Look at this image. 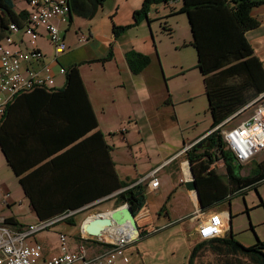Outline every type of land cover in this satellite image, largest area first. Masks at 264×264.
Returning a JSON list of instances; mask_svg holds the SVG:
<instances>
[{
    "label": "crops",
    "instance_id": "1",
    "mask_svg": "<svg viewBox=\"0 0 264 264\" xmlns=\"http://www.w3.org/2000/svg\"><path fill=\"white\" fill-rule=\"evenodd\" d=\"M143 1L106 0L91 19L78 15L67 20L54 17L52 21L67 43V49L57 58L51 52L45 27L37 29V45L45 55L54 85L17 96L0 123V136L8 154L0 143V215L11 228L22 230L40 220L71 213L72 221H58L26 240L29 245H42L44 253L39 264L62 253L61 234L66 235L67 250L75 251L83 244L89 257L109 247L104 238L83 235L81 225L91 214L100 212L101 206L116 201L119 192L139 183L146 194L144 206L135 213L142 234L131 239L117 264H189L195 247L213 239L202 240L198 234L201 223L213 212L221 213L225 222L219 238L233 233L246 246L264 241V217L253 211L259 205L264 207V196L256 189L259 203L249 202L247 196L248 205L244 202L245 206L237 209L242 192L257 184L231 192L233 184L222 156L210 167L223 179L210 192V203L202 204L199 188L197 192L188 190L185 180L181 181L190 175L189 165L192 169L186 148L212 131V117L209 105V112L201 117L206 101H200L202 107L197 104L199 94L188 87L193 72L203 78L197 61L193 62L192 51L190 61H184L181 55L185 46H193L189 24L186 36H173L174 29L169 26L172 43L162 47L157 42V20L183 14V1L157 5L156 11L151 9L147 18L135 24V11ZM24 4L23 9L28 11L26 0ZM22 6L15 8L20 11ZM252 14L260 24L246 31V37L264 66V3ZM116 25L133 26L116 36ZM14 38L20 41L22 33ZM19 44L27 48L26 41ZM131 50L150 56V63L138 73L131 70L128 62ZM51 54L48 62L46 56ZM172 54L179 66L167 73L165 59ZM74 64H78L84 90L63 88L66 76L61 68L66 70ZM182 79L185 90L178 86ZM120 103L128 108L121 118L123 121L128 117L121 124L127 128L112 135L113 125L107 123L114 113L112 107ZM242 166L236 170L239 176L257 174L255 169L241 173ZM154 171L160 181L155 188L145 179ZM119 181L127 186L116 188ZM123 204L116 202L114 208ZM241 214L250 217L249 223L240 222ZM8 218L12 221L8 222ZM127 232L125 228L107 237ZM209 246L210 242L206 243L197 258Z\"/></svg>",
    "mask_w": 264,
    "mask_h": 264
},
{
    "label": "trees",
    "instance_id": "2",
    "mask_svg": "<svg viewBox=\"0 0 264 264\" xmlns=\"http://www.w3.org/2000/svg\"><path fill=\"white\" fill-rule=\"evenodd\" d=\"M105 1L67 0L70 8L69 17L78 15L91 19ZM169 1L144 0L141 8L135 11V24L140 18L148 17L152 6L160 3L167 4ZM182 1L180 12L186 13L192 32L191 44L197 51V67L203 75L213 129L264 92V66L255 55L246 37V31L260 24L252 11L262 5L264 0ZM27 19L28 11L26 9L17 11L14 0H0V38L8 33V26L11 22L21 27L26 24ZM132 26L116 25L113 31L116 36H119ZM127 58L131 70L135 73L140 72L150 63L149 55L135 50L129 51ZM65 76L66 82L63 88L85 89L78 64L68 67ZM36 89H45V87L34 90ZM93 126H96L95 120ZM0 143L4 153L8 156L1 136ZM186 152L192 163L201 202L204 205L212 201L213 195L210 192L216 189L217 183L223 182L215 168H210L218 156H222L226 161L230 183L233 184L231 192L250 184L256 185L264 180V159L257 166L261 169L260 173L253 177L238 175L236 170L242 165L235 164L220 129L211 131ZM124 186L127 184L119 181L116 188ZM115 200L119 203L128 202L133 211L137 213L146 201L145 188L139 183L119 192ZM67 219L72 221L69 217ZM7 221L10 222L12 219L8 218ZM209 242L211 251L221 257L218 264H264V241L259 240L255 245L246 246L238 241L233 233L223 238L216 237L208 242H200L193 250L189 264H195L197 252Z\"/></svg>",
    "mask_w": 264,
    "mask_h": 264
},
{
    "label": "built area",
    "instance_id": "3",
    "mask_svg": "<svg viewBox=\"0 0 264 264\" xmlns=\"http://www.w3.org/2000/svg\"><path fill=\"white\" fill-rule=\"evenodd\" d=\"M174 1L170 0L168 3L172 4ZM27 3L26 24L20 27L11 22L8 33L0 39V121L6 115L9 104L17 96L35 88H51L54 85L53 76L44 60L45 55L37 45L38 27H45L49 42L55 48V58L67 49V43L59 27L52 21L54 17L62 20L69 18L70 8L67 0H29ZM17 33H22L20 41L14 38ZM82 40H85L84 36ZM23 41H26V49L20 47L19 43ZM61 72L65 73L66 70L61 68ZM259 101L252 115L239 124L230 128L225 127L233 118L231 116L213 128V130H221L227 149L231 151L234 161L240 165L251 161L264 151V93L259 97ZM156 174L157 171H154L145 178L154 188L160 183ZM184 180L181 179L182 182ZM7 196L9 193L6 194V199ZM70 215L71 213H63L50 219L40 220L22 230L11 228L5 217L0 215V264H39L44 253L42 245L38 243L29 245L26 240L52 227L58 221L67 219ZM224 227L222 214L213 212L201 223L198 234L202 240L215 238L222 234ZM106 237L107 235L101 238H104L110 246L99 254L89 257L83 244L75 251L67 250L66 235L61 234L62 253L44 259L43 264H72L76 261H82L83 264H117V259L122 256L132 238L125 233Z\"/></svg>",
    "mask_w": 264,
    "mask_h": 264
},
{
    "label": "rangeland",
    "instance_id": "4",
    "mask_svg": "<svg viewBox=\"0 0 264 264\" xmlns=\"http://www.w3.org/2000/svg\"><path fill=\"white\" fill-rule=\"evenodd\" d=\"M23 1L24 0H16L15 1V6L17 8L21 7L23 5ZM178 1L180 3L182 2V0H178ZM157 5L162 6L163 4L162 3L156 4V5L152 6L151 9L153 11H156L155 8H156ZM25 7H26V4H24V6H22V8H19V10L23 9ZM156 23H157L156 24L157 25V28H156V30H157V42L160 43V45L162 47L170 45L172 43V38H170L171 34L169 33V29H168V28H170L169 26L173 27L174 30L172 31V33H173V36H176V37H184V36H186L187 33H188L187 31L189 29V27L187 25L189 23H188V18H187L186 13L175 15V16H172V17H169V18L163 17L161 20H157ZM126 31H124L123 33H126ZM132 33L133 34L136 33V30L134 29ZM151 39L153 40V37H151ZM50 45H51V52L55 54L54 46L51 43H50ZM46 46H48L47 48L50 50L49 44L46 45ZM190 50L192 51V54H193V62L197 61V51H196L194 46H185L182 49L181 55L183 57V60L184 61H187V60L190 61V56H191ZM179 54H180V51L177 52V55H179ZM172 55H173V57H166L167 59H165V64H166L165 66H166L167 73L173 72L175 70V68L177 69V67L179 66L175 62V54H172ZM52 57H53V54H51L49 56H46L48 62L52 59ZM55 65L60 67V64L57 61H55ZM190 75H191V79H190L188 87L191 89V91L193 93L199 94V97H200L196 101V103L197 104H201V107H202L204 105H202V102L200 103V101H206L205 107H203L201 109V117H203V115H207V113L209 112L208 111V99H207L206 94L204 93L205 86H204L203 78L200 77L201 74L199 75V74H196L195 72H193ZM125 81H126V86L125 87L127 89H129L130 88V84H129L127 79H125ZM178 86L181 87V89H184V90L187 88L185 86V84H184V80L183 79L179 81ZM263 93H261V94H263ZM261 94L258 95L256 98H254L252 101H250L247 105H245L243 108H241L235 114H233L232 115L233 118L231 119V121H229L225 125V127H227V128L233 127V126L239 124L241 121L247 119L249 116H251L252 113L255 110V106L260 102L259 101V97L261 96ZM257 101H259V102H257ZM127 104H129V103L127 102ZM186 105H189V104H186ZM136 109H137V111L139 113L140 112L139 108L136 107ZM112 110H113L114 113L112 114L110 123H107V125L108 126L109 125L110 126L113 125V127H111V128H113L112 135H115L114 134L115 132L127 128L126 125H124V124L121 125V124L124 121H128V117H125L123 119V121H121L122 120L121 118L126 115V114L124 115V112L127 113L128 108L126 106H124V105H121V103H120L119 107H112ZM116 128H118V129H116ZM118 156L121 157L122 154L118 152ZM263 159H264V151L262 153L258 154L257 157H255L249 163L243 165L241 173L246 174L250 169H255L257 173H260L261 169L257 168L258 163H256V162H259V161H261ZM256 188H257L259 194L263 197L264 196V180H262L260 183H257V187ZM256 188L255 187H251V188H248V189H246L245 191L242 192V195H241L242 196V200L238 199L237 209L241 210V208H243L245 206V203L247 204V199H246L247 196H249L248 197L249 202H251V200H254V201L257 202V204L259 203L260 199H259L258 193L256 191ZM116 202L117 201H114L113 203L109 202L108 204L106 203L104 205V207L101 206L100 212H107V211L112 210L116 206ZM253 211H254L255 214H257V215L259 214V217H262V216L264 217V207L262 205L261 206L259 205ZM249 221H250V217H248L247 214H245V215L241 214L240 222L242 224L249 223ZM220 259H221V257H219L215 253H213L211 251V249H206V250L201 252L199 257L197 258L196 264H218L221 261Z\"/></svg>",
    "mask_w": 264,
    "mask_h": 264
},
{
    "label": "water",
    "instance_id": "5",
    "mask_svg": "<svg viewBox=\"0 0 264 264\" xmlns=\"http://www.w3.org/2000/svg\"><path fill=\"white\" fill-rule=\"evenodd\" d=\"M190 178L186 175L185 187L188 190L198 191L197 182L193 171L189 165ZM129 224L131 232L129 237L134 239L140 235V229L136 220V215L128 202L113 208L107 212H96L91 214L81 225L83 235H89L96 238L106 236L109 231L121 228L123 225Z\"/></svg>",
    "mask_w": 264,
    "mask_h": 264
},
{
    "label": "bare ground",
    "instance_id": "6",
    "mask_svg": "<svg viewBox=\"0 0 264 264\" xmlns=\"http://www.w3.org/2000/svg\"><path fill=\"white\" fill-rule=\"evenodd\" d=\"M125 228L128 229V232L125 233V234L129 235L130 232H131V226H130L129 224L123 225L121 228H118V229H114V230H112V231H109L108 234H112L113 232L120 231V230L125 229ZM122 234H123V233H122ZM106 238H108V237H106Z\"/></svg>",
    "mask_w": 264,
    "mask_h": 264
},
{
    "label": "clouds",
    "instance_id": "7",
    "mask_svg": "<svg viewBox=\"0 0 264 264\" xmlns=\"http://www.w3.org/2000/svg\"><path fill=\"white\" fill-rule=\"evenodd\" d=\"M212 130H213V129H212ZM192 146H193V145H192ZM192 146H191V147H192ZM236 163H237V162H236ZM239 165H240V164H239Z\"/></svg>",
    "mask_w": 264,
    "mask_h": 264
}]
</instances>
